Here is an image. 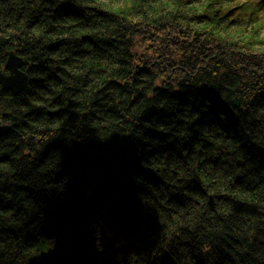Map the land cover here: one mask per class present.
<instances>
[{
  "label": "trees",
  "instance_id": "16d2710c",
  "mask_svg": "<svg viewBox=\"0 0 264 264\" xmlns=\"http://www.w3.org/2000/svg\"><path fill=\"white\" fill-rule=\"evenodd\" d=\"M12 2L18 6L8 8L9 16H26L28 29H47L13 52L23 61L25 90L0 92V115L13 121L0 127L3 264H107L116 254L121 264H247L249 253L240 250L264 245L260 204L213 195L202 179L190 186L178 180L180 191L170 194L167 207L145 208L127 177L139 169L158 186L162 174L190 163L199 145L208 168L242 170L230 183L258 188L254 178L264 174V63L206 47L162 59L158 43L157 58L140 56L137 43L152 46L160 39L155 32L125 46L92 31L112 13L85 11L69 0ZM64 25L79 34L64 37ZM118 49L120 68L110 78L103 61ZM9 51L0 56L4 65ZM77 60L86 71L74 77L67 69ZM156 71L184 78L175 86L155 83ZM149 83L156 93L150 103L142 87ZM132 110L137 114L129 119ZM65 119L84 128L50 136ZM227 207L232 211L222 214ZM203 241L212 244L210 256L202 253ZM13 247L23 249V260Z\"/></svg>",
  "mask_w": 264,
  "mask_h": 264
},
{
  "label": "clouds",
  "instance_id": "9594fccd",
  "mask_svg": "<svg viewBox=\"0 0 264 264\" xmlns=\"http://www.w3.org/2000/svg\"><path fill=\"white\" fill-rule=\"evenodd\" d=\"M69 2L79 5L85 11L101 9L104 12L112 13L113 15L99 20L92 31L97 35L114 36L117 40H123L125 46H128L129 40L135 41L148 33L155 32L160 39L153 42L159 44V52L163 54L162 59L173 53H186L193 48L206 47L214 48L218 52L238 54L246 59L251 58L264 63V0H69ZM17 6L12 0H0V45H3L4 41H9L8 45L0 47V56H3L8 50L15 52L17 48L24 46L26 40H31L34 43L36 38L42 37L46 32L47 25H38L28 29L26 16L19 21L15 15L9 16L8 8ZM232 9H236V11L229 15ZM88 14L94 15L91 12ZM73 32L79 34V29L69 31V25H64L62 33L64 37L71 36ZM52 39H57V36H53ZM121 51L122 49H118L115 53L109 52L108 58L103 61L110 78H112L111 74L120 68L116 60ZM65 55H69V53H65ZM67 70L74 77H78L83 71H86L78 60L71 63ZM10 75L11 69L6 70L4 63L0 62V80L8 78ZM181 78L184 76L180 74L173 76L171 72L160 71H156L153 76L155 83L164 81L171 86H175ZM187 78L191 79V75H187ZM142 87L146 93L144 100L152 102L156 95L151 90L154 85L149 83ZM3 88L4 84L0 82V92L3 91ZM4 110L0 108V113ZM9 110L14 114H19L16 109ZM135 114H137L136 111L132 110L128 113L127 118L131 119ZM12 123L11 119L5 120L0 115V127ZM56 128L57 131L49 132L50 136L61 133L74 135L84 128V124L78 123L76 126H69L65 119ZM93 134L98 135L96 132ZM125 139L130 140L131 138ZM28 150V148L24 149L25 152ZM199 156V145H197L191 162L183 168L169 170L162 174L163 183L158 186L149 182L139 169L130 171L127 179L128 183L137 189V200L145 208L159 205L167 207L170 194L180 191L177 186L178 180L183 178L182 183L187 185L192 181L199 183L203 179L206 186L205 191L213 195L225 193L241 201L251 198L252 203L260 204V210L264 211V174L254 178L260 182V186L254 191L237 188L230 183V180L233 175L242 170L225 167L216 172L208 168ZM234 160L235 153L232 154L229 164H234ZM209 175L213 178L205 179ZM204 199L206 200L207 197ZM231 211L232 207L220 209L224 215H228ZM201 249L202 253L209 256L213 252L212 244L208 241L201 243ZM240 251L249 253L250 258L247 264H260L261 261H264V245L258 246L254 250L245 247ZM12 252L17 254L18 260H23V249L13 247ZM0 264H3V258H0ZM107 264H121V257L116 254Z\"/></svg>",
  "mask_w": 264,
  "mask_h": 264
},
{
  "label": "water",
  "instance_id": "95a60500",
  "mask_svg": "<svg viewBox=\"0 0 264 264\" xmlns=\"http://www.w3.org/2000/svg\"><path fill=\"white\" fill-rule=\"evenodd\" d=\"M4 67L6 70L11 69V75L8 78L0 80V82L4 84V90L10 92L13 96H16L24 91L27 86L28 77L21 70L23 67V61L21 58L15 56L12 51H9ZM234 105L238 106L237 99H234ZM83 117H86V114H83ZM179 181L182 182V179ZM192 183H195V181L187 184V186H190Z\"/></svg>",
  "mask_w": 264,
  "mask_h": 264
},
{
  "label": "rangeland",
  "instance_id": "374dc122",
  "mask_svg": "<svg viewBox=\"0 0 264 264\" xmlns=\"http://www.w3.org/2000/svg\"><path fill=\"white\" fill-rule=\"evenodd\" d=\"M153 36V35H152ZM153 42V41H152ZM158 47V46H157ZM157 47L154 46V42H153V45L151 46L150 44H148L147 46L146 45H140L139 43H137V47H136V50L137 52L144 56H147V57H150V58H157V57H154L155 54H156V51L153 49H157ZM139 49V50H138ZM159 49V48H158ZM159 51V50H158ZM158 55V54H157Z\"/></svg>",
  "mask_w": 264,
  "mask_h": 264
}]
</instances>
